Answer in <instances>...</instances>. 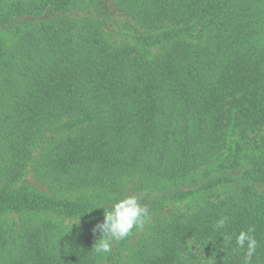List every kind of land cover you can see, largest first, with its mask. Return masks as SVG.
Masks as SVG:
<instances>
[{
    "label": "trees",
    "instance_id": "obj_1",
    "mask_svg": "<svg viewBox=\"0 0 264 264\" xmlns=\"http://www.w3.org/2000/svg\"><path fill=\"white\" fill-rule=\"evenodd\" d=\"M105 263L264 264V0H0V264Z\"/></svg>",
    "mask_w": 264,
    "mask_h": 264
},
{
    "label": "clouds",
    "instance_id": "obj_2",
    "mask_svg": "<svg viewBox=\"0 0 264 264\" xmlns=\"http://www.w3.org/2000/svg\"><path fill=\"white\" fill-rule=\"evenodd\" d=\"M140 199L137 195H127L116 200L111 208L105 209L104 220L93 228V232L100 234L98 242L94 245L97 253H110L113 242L124 240L134 228L144 223L148 210L141 204ZM225 223L226 218H222L215 227L223 228ZM253 231V228H249L247 231H241L236 237V243L240 247H244L247 242L246 260L249 262L257 243L251 235Z\"/></svg>",
    "mask_w": 264,
    "mask_h": 264
},
{
    "label": "rangeland",
    "instance_id": "obj_3",
    "mask_svg": "<svg viewBox=\"0 0 264 264\" xmlns=\"http://www.w3.org/2000/svg\"><path fill=\"white\" fill-rule=\"evenodd\" d=\"M115 37L114 39L116 41H122L123 40V37L119 36L118 34H113ZM48 134H51L50 132ZM47 134V135H48ZM27 180L29 181L30 185L35 187V188H38V189H42L44 191H48L47 189V186L44 185L43 183H41L40 181H38L37 179L34 178V176L32 174H29L27 173ZM141 183V181L139 179H136V178H133V179H127L126 183H125V186H124V192L122 193V195H119L121 196V198L125 197L127 194L129 195L133 189L137 186H139ZM140 187V186H139ZM217 190V189H216ZM215 190V191H216ZM218 190H224V188H220ZM217 190V191H218ZM137 193V192H136ZM78 196V195H77ZM69 197H76L75 194H70ZM192 202V200H187L183 203H174V204H170V206H168L167 208H165V210H163L162 212H166V213H169L171 211H173L174 209H177V208H185ZM169 211V212H168ZM15 215L13 214H10L9 218H13ZM154 215H152L144 224L143 227H141L135 234L134 238L132 239V247L136 245V242L138 240V238H140V236L145 232L147 231L148 227L150 226V224L152 223L153 219H154ZM106 264V263H105Z\"/></svg>",
    "mask_w": 264,
    "mask_h": 264
}]
</instances>
